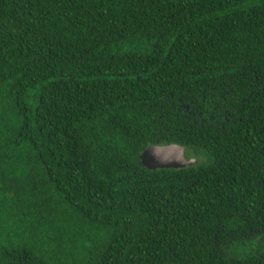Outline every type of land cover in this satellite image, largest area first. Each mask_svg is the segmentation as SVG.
<instances>
[{"label": "trees", "instance_id": "trees-1", "mask_svg": "<svg viewBox=\"0 0 264 264\" xmlns=\"http://www.w3.org/2000/svg\"><path fill=\"white\" fill-rule=\"evenodd\" d=\"M0 264H264V0H0Z\"/></svg>", "mask_w": 264, "mask_h": 264}, {"label": "water", "instance_id": "water-1", "mask_svg": "<svg viewBox=\"0 0 264 264\" xmlns=\"http://www.w3.org/2000/svg\"><path fill=\"white\" fill-rule=\"evenodd\" d=\"M147 166L155 168H181L197 162L194 153L179 144L151 145L145 151Z\"/></svg>", "mask_w": 264, "mask_h": 264}]
</instances>
